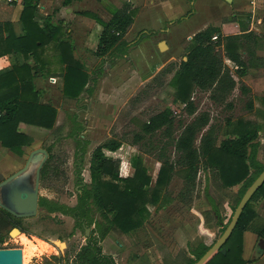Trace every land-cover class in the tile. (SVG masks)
I'll use <instances>...</instances> for the list:
<instances>
[{
  "label": "trees",
  "instance_id": "16d2710c",
  "mask_svg": "<svg viewBox=\"0 0 264 264\" xmlns=\"http://www.w3.org/2000/svg\"><path fill=\"white\" fill-rule=\"evenodd\" d=\"M74 1L79 0H62V6ZM19 2L22 6L19 21L23 34L16 35L9 21L0 22V57L20 54L25 61H33L32 66L16 64L0 71V147L16 156H21L33 141L32 137L20 130V125L51 131L56 123V108L41 101L33 83L34 77L42 76L43 61L40 55L45 48L50 45L54 47L58 62L63 67L60 77L61 92L65 98L77 100L82 93L88 92L90 82L86 66L75 56V45L69 39L70 32L63 20L53 22L47 16L39 25L34 16L40 0ZM105 8H108L110 15L107 21L90 12L80 13L101 26L93 55L101 59L113 54L125 56L128 48L137 45L144 37V34H140L133 44L125 41L135 11L126 2L119 8L111 5ZM191 12L184 17H190ZM242 18L246 23L239 25L238 34L223 35L219 27L207 26L190 39L183 40V58L177 65L168 64L161 71L162 75L172 73L168 82L173 89L171 103L177 107L183 105V108L177 114L168 107L151 115L131 142L134 146L145 147L143 153L153 155L160 164L154 179L149 176L142 157L136 154L130 158L133 172L129 175V169L123 162L106 154L117 152L121 142L108 140L92 151L88 167L89 182L81 184L77 190L74 207H66L43 197L38 199V208L48 213L69 215L81 228L94 226L83 245L71 253L65 252L63 256L45 258L46 264H116L111 255L102 251L101 242L106 236L110 232L126 235L137 231L146 223L151 207L164 208L173 201L189 206L194 199L200 171L214 177L220 194L240 186L232 205L231 217L221 227L218 239L222 236L243 194L264 170V164L257 159L260 127L248 120L233 122L227 119L224 138L219 140L215 127L209 123V115L196 114L192 94L195 91L208 93L210 100L216 104L225 102L237 86L242 95L249 94L250 90L242 79L249 69L264 67V59L256 55L264 41V17L260 34L248 30L249 15L245 14ZM231 21L235 22V18L222 19L223 24ZM213 36H217L215 42L212 41ZM235 77L238 81H235ZM246 108L250 111L253 109L252 100L246 103ZM183 113L189 118L188 122L177 120V115L182 116ZM176 125L180 128L177 137L174 134ZM168 148L173 149V158L168 155ZM45 150L48 159L40 171L42 184L59 176V162L50 148L46 147ZM176 169L182 171L183 185L177 196L172 198L166 192ZM60 176L65 177L63 172ZM206 199L213 215L218 218L222 202H216L208 194ZM260 200H264V184L247 203L227 242L206 264H250L264 255V219L252 206L253 202ZM0 213L10 222L11 229L17 228L21 234L29 235L22 227V219L14 218L1 209ZM245 232L256 236L254 256L249 260L242 256ZM217 240L210 245L200 242L192 250L193 257L185 258L184 264H195ZM3 243L4 237L0 234V249H4Z\"/></svg>",
  "mask_w": 264,
  "mask_h": 264
},
{
  "label": "rangeland",
  "instance_id": "374dc122",
  "mask_svg": "<svg viewBox=\"0 0 264 264\" xmlns=\"http://www.w3.org/2000/svg\"><path fill=\"white\" fill-rule=\"evenodd\" d=\"M249 1L243 0L241 5L230 10L228 9L230 6L224 5L223 2L221 6L217 0H196L194 16L185 21L182 15L188 4L182 0H167L165 6L161 3L160 8L150 9L141 15H137L140 10L138 7L134 16L135 24L127 37L129 41L137 40L141 36L138 34L142 28L158 30L167 20L177 18L179 21L174 26H170L171 31L166 36L168 43L160 40V43L164 42L166 45L163 50L159 48L156 50L154 39L161 34L160 32H166L164 30L169 28V24H166L159 33L143 39L132 51V56L126 53L125 56L107 55L102 59L95 57L93 55L95 32L91 31L93 38L85 47L82 40L86 30H80L81 20L69 22L71 30L69 39L75 43V56L87 68L90 78L89 90L82 93L77 100H69L62 95L60 76L63 67L58 62L54 47L51 45L47 47L44 50L46 67L41 69L42 76L34 77L33 83L40 93L41 101L56 108V123L51 131L20 125V130L32 137V144L24 149L21 156H16L0 147V174L3 178H7L24 166L30 152L48 147L55 160L59 162V176L49 179L45 184L40 182L39 198L43 197L66 207H74L77 203V190L81 184L89 182L88 167L92 151L108 140H115L121 142L120 149L115 153L106 152V154L123 162L129 169V175L133 172L129 162L131 156L140 155L149 176L154 179L160 164L155 161L153 155L143 153L145 147L134 146L131 142L134 134L139 132L141 125L151 115L168 107L177 114L183 108V105L177 107L171 103L173 89L168 82L172 73L162 75L161 71L168 64L177 65L183 58L181 43L188 33H197L209 25H221L222 18L233 13L248 12ZM60 7L61 0H56L52 8L57 11ZM104 9L108 10V8ZM106 11L98 15L105 18L108 15ZM262 17H264V3L261 8L256 7L252 20L253 32H261ZM55 18L54 16L53 22L60 20ZM262 46L264 50V41ZM226 63L229 65L228 61ZM54 79L56 82L52 81ZM93 79L95 81H91ZM235 81H238L236 77ZM242 83L247 86L243 81ZM260 88L264 91V85ZM249 90V94L245 96L240 93L237 86L222 104L213 103L208 93L199 91L192 94V100L197 108L196 114L209 115V123L215 127L219 140L224 138L227 119L233 122L242 119L258 124L260 135L257 159L264 164V104L261 95L254 96L252 90L250 88ZM249 100H252L253 104L251 111L246 108ZM178 119L181 122L189 121L184 113L182 116L177 115ZM179 133L180 128L176 125L175 137ZM198 143L199 139L196 145ZM167 153L173 158L172 148H168ZM37 166L38 164H34L28 168L32 182ZM61 172L65 177L60 176ZM181 172L176 169L167 189L166 194L172 198L181 191L183 185ZM239 188L240 186H236L220 194L216 189L214 177L210 173L200 171L194 199L189 206L173 201L164 208L151 207L144 226L126 237L122 238L119 235L121 238L115 239L118 263L184 264L185 258L193 257L192 250L200 242L210 245L218 239L221 227L231 217L232 205ZM206 194L216 202H222L218 218L213 215ZM252 206L264 216V200L253 202ZM22 227L28 231V236L20 233L21 236L18 234L11 237L10 222L0 213V234L4 237L2 247L22 248L23 264H46L45 258L53 255L60 257L65 252L75 251L85 243V229H89L90 234L94 228V226L81 228L69 215L59 212L48 213L40 208L35 217L22 219ZM38 239L50 245L52 251L38 242ZM60 243L64 246H60ZM36 253L46 254L32 257ZM253 256L254 250L251 258ZM260 264H264V260Z\"/></svg>",
  "mask_w": 264,
  "mask_h": 264
},
{
  "label": "crops",
  "instance_id": "0c3cea01",
  "mask_svg": "<svg viewBox=\"0 0 264 264\" xmlns=\"http://www.w3.org/2000/svg\"><path fill=\"white\" fill-rule=\"evenodd\" d=\"M55 1L56 0H40L38 10L34 16V20L39 25H42L44 19L47 16H50L52 19H54V16H55L57 19L63 20V23H64V25H66L68 27L69 32L71 31L70 26H69V22L71 23V22H74L76 20H78L80 22V20H81L80 26L82 28L80 30H86L84 38L82 40L83 46L86 47V45L89 44V40L91 38H93L92 37L93 35L91 34V31H93V32H95L94 50L97 46L98 38H99V35L101 32V26L98 25L91 18L80 15V13L90 12V13L96 14L98 17H100L98 15V13L106 11L104 9L105 8L104 6L111 5L115 8H119V7H121V5L124 2H126V3L131 4L135 13H136V9L138 7H140L139 13L138 14L136 13V14L141 15V14L147 13V11L150 9L160 8L161 3L163 4V6H165V4L167 2V0H103L102 2H100L98 0H79V1H74L70 5L64 7V6H62V0H61V7L56 11L52 8L53 5L55 4ZM182 1H184L186 4H188L187 9L185 10L184 14L182 15L183 21H185V20L191 19L194 16V14H195L194 6L196 4V2H195L196 0H182ZM242 1L243 0H230L229 2H227L226 0H217L219 5H221L223 2L224 5L230 6V7H228V9H230V10L234 9V7L235 8L238 7V5H241ZM263 3H264V0H250L249 3H247V5L249 6L251 11L248 10V12H238V13H233L230 16H225L223 18L234 17L235 22L231 21L230 23L223 24L222 20H221V25H218V26L215 25V27H219L221 29L223 35H225L226 33L228 35L229 34L230 35L238 34L239 30H240L239 25L242 23H246V20L242 17L245 16V14L247 13L246 15L250 16V22L248 24V30L253 31L252 20H253V16H254L256 7L261 8L263 6ZM221 6H223V5H221ZM21 8H22V6H21L19 0L11 1V2H8L7 0H0V22L9 21L12 25L13 32L16 35H22L23 34V27L19 21V15H20ZM190 10H192L191 16L190 17H184ZM107 14L108 15H106L105 18L102 16L100 18L103 21H107L110 18V15L108 12H107ZM262 18L260 19V23L263 24ZM133 20L134 21H133L132 26L135 24V18ZM177 21H179V19H177V18L173 19V20H167V21H165L164 24L161 25V27H159L158 30H147L146 28H142L139 31L140 33L138 35L144 34V37L138 42L137 45H135V46L132 45L128 48V51H127L128 56H129V54H130V56H132L131 55L132 51L135 50V48L140 44V42L143 39H146L147 37L149 38L150 36H152L156 33H159L161 30L164 29V26L166 24H169V28L164 30L166 32H160L161 34L159 36H157V38L154 39V47L156 48V50H158L159 45H160V40L167 42L166 36L170 33V31H171L170 28L172 26H174ZM132 26H131V28H132ZM209 26H213V25H209ZM131 28H130V30H131ZM130 30L128 31L127 35L125 36V41L127 43L133 44L135 42L134 40L133 41L127 40V37L129 36L128 34H129ZM145 31H149V32L147 33ZM260 33L261 32L256 33V34H260ZM194 34H195V32H190L183 39H190ZM164 45H165V43H164ZM167 47L169 48V46H167ZM75 50H76V48H75ZM44 54L45 53L40 55V60L43 61V64H41L42 69L44 67H46V62H47ZM256 55L259 58L264 59L263 46L258 51H256ZM23 63H27L30 66L33 65L32 59H28L27 61H25L24 58L20 54L7 55L4 57H0V71L8 68L10 66H13L16 64H23ZM52 81L56 82V79H54ZM242 81L244 83H246L247 87H249L252 90V93L254 94V96L261 95L260 97L262 98V103L264 104V101H263L264 100V91H262L260 88L261 85H264V68L249 69L247 71V74L244 77V79H242ZM1 149H4V148L1 147ZM256 212L261 218L264 219V216H262L258 211H256ZM116 233L110 232L106 236V238L101 242V246H102L103 253L106 255H111L113 257L115 263L119 264L118 259H117V252H116L117 240H119L121 237L122 238L126 237L129 234L125 235V234H120V233L116 234ZM119 235H121V237ZM19 236H21V234ZM115 239H117V240H115ZM255 243H256V236L253 233L245 232L243 234L242 256L245 260L251 259V255H252V251H253V247H254ZM43 254H46V253H42V254L36 253L32 257H38L39 255H43ZM263 260H264V255L260 258V260L253 262V263H250V264H260Z\"/></svg>",
  "mask_w": 264,
  "mask_h": 264
},
{
  "label": "water",
  "instance_id": "95a60500",
  "mask_svg": "<svg viewBox=\"0 0 264 264\" xmlns=\"http://www.w3.org/2000/svg\"><path fill=\"white\" fill-rule=\"evenodd\" d=\"M229 2L230 0H226ZM164 43L161 42L159 49L163 50ZM48 159V153L45 149L38 148L28 155L24 166L17 172L7 178L0 174V209L17 219L33 218L37 214L40 171ZM38 164L33 182L28 174V168L31 165ZM264 184V170L250 185L240 199L231 221L217 242L195 263L206 264L227 242L235 229L239 217L250 201L254 193ZM20 233L19 229L12 228L9 235ZM89 236V229H85V237ZM264 238V233H263ZM64 245L63 243L59 244ZM0 264H23V255L21 248L0 249Z\"/></svg>",
  "mask_w": 264,
  "mask_h": 264
},
{
  "label": "bare ground",
  "instance_id": "6f19581e",
  "mask_svg": "<svg viewBox=\"0 0 264 264\" xmlns=\"http://www.w3.org/2000/svg\"><path fill=\"white\" fill-rule=\"evenodd\" d=\"M18 234H20V233L14 232L12 235L14 236V235H18ZM38 242H40V243H42L43 245L47 246L49 251H52V247H51L50 245H48L47 243H45V242H43V241H41V240H38ZM63 246H64V245H63ZM22 255H23V253H22Z\"/></svg>",
  "mask_w": 264,
  "mask_h": 264
},
{
  "label": "built area",
  "instance_id": "2783aa9c",
  "mask_svg": "<svg viewBox=\"0 0 264 264\" xmlns=\"http://www.w3.org/2000/svg\"><path fill=\"white\" fill-rule=\"evenodd\" d=\"M7 1H8V2H11V1H16V0H7ZM216 40H217V36H213V37H212V41L215 42Z\"/></svg>",
  "mask_w": 264,
  "mask_h": 264
}]
</instances>
